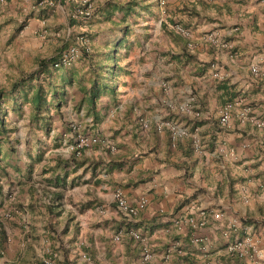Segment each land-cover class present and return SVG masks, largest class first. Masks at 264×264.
Here are the masks:
<instances>
[{"label":"crops","instance_id":"crops-1","mask_svg":"<svg viewBox=\"0 0 264 264\" xmlns=\"http://www.w3.org/2000/svg\"><path fill=\"white\" fill-rule=\"evenodd\" d=\"M38 1L0 2V32L9 36L4 43L11 58L49 59L83 30L91 50L70 66L74 82L65 90L66 102L51 110L50 132L31 133L11 120L8 128L17 129L0 141V264H41L47 248L59 264H84L83 253L93 264H264V191L258 188L264 133L235 119L222 127L218 116L239 98L264 117V0H141L137 25L106 34L99 23L108 4L100 0L88 21L73 19L69 7L38 9ZM105 8L103 15L129 7ZM175 25L188 29L190 40L176 34ZM208 35L217 43L206 41ZM110 58L120 75L91 103L94 70L112 64ZM191 98L198 117L183 112ZM72 123L79 129L70 133ZM161 123L188 134L158 130ZM195 129L200 152L191 136ZM79 134L106 145H93L73 161L65 148ZM117 190L130 207L145 199L136 216L117 206ZM201 210L208 212L202 227L186 222H197ZM232 219L246 221L245 231H231ZM130 231L145 238L149 262ZM246 232L261 259L225 252ZM195 236L206 244L192 243ZM176 247L183 257L171 251Z\"/></svg>","mask_w":264,"mask_h":264},{"label":"built area","instance_id":"built-area-1","mask_svg":"<svg viewBox=\"0 0 264 264\" xmlns=\"http://www.w3.org/2000/svg\"><path fill=\"white\" fill-rule=\"evenodd\" d=\"M0 2H3V0H0ZM66 7H69L71 9L70 15L73 19L77 20H83L88 21L93 18V14L95 11V2L94 0H40L36 4V8H46L52 12L62 11ZM173 30L184 37L187 40H190L191 38V32L188 29H185L183 27H180L178 25L173 26ZM71 29H68L66 32V36L68 37L71 33ZM206 41L216 44L217 38L213 35H208L204 38ZM77 44H87V39L84 35H80L76 37ZM190 46V44H188ZM81 57V52L78 47L76 46H68L63 52L60 53L58 61L53 65L54 68H58L59 66H70L75 61L79 60ZM212 68H215V65H212ZM251 71L254 75L259 74V70L257 67H252ZM214 77L217 79H222L223 77L217 73L214 74ZM193 98L189 100V103L186 107L183 108V112L185 114H192L194 117H198L199 113L194 112L192 109ZM219 124L222 127H229L231 121L233 119L237 120L241 124H251L253 127L264 133V117H258L256 114H254L252 107L242 101L241 99L237 98L232 100L231 102H228L224 104L219 112ZM146 127V125H144ZM164 127H168V129L171 131L173 135H180L185 136L188 133H186L183 130H177L176 127H173L172 125L168 123H161L157 126L158 130H162ZM75 128L73 127V130ZM193 140V145L196 152H200V141L197 138V129L193 130L191 133ZM100 140L95 136H89L86 134H79L76 136L74 142L72 145H70V151L76 152L75 154L78 156L81 154L82 151L85 149H88L92 147L93 145H99ZM111 151H114V147H110ZM258 188L262 191H264V181H260L258 184ZM114 201L116 202L117 206L123 210H125L129 215L136 216L138 212L144 207L145 205V199H140L138 205L136 207H130L125 198L122 195V192L117 190L113 194ZM244 202H247V199H244ZM217 218H220L222 216L221 211H215L212 213ZM208 212L201 210L198 213V221L196 222L195 219L189 218L186 220V222L192 226H199L202 227L207 219ZM245 227L242 224L241 221L238 219H232L230 221V230L233 232H238L240 230L245 231ZM129 236L139 242H142L144 244L142 248V260L143 262H149L152 258V253L149 249V247L146 245L145 238H143L138 232L136 231H130ZM224 236H228V233H224ZM115 241L120 240V235H116L114 238ZM192 243L194 244H206V239L203 237L195 236L192 238ZM176 249L173 252H176V255L178 257H183V251L181 248L176 247ZM225 252L229 256H234L239 259H261L263 257L262 251L257 247L256 243L252 240L249 232H246L244 236L237 237L236 239L232 240L231 242H228L225 246ZM4 254L3 248L0 244V256ZM81 261L84 264H93V261L91 257L83 253L80 256ZM42 264H59V262L56 260L54 255L50 254L46 256L42 260ZM207 264V263H206Z\"/></svg>","mask_w":264,"mask_h":264},{"label":"trees","instance_id":"trees-1","mask_svg":"<svg viewBox=\"0 0 264 264\" xmlns=\"http://www.w3.org/2000/svg\"><path fill=\"white\" fill-rule=\"evenodd\" d=\"M129 10L131 9L128 8L125 12L126 15L130 14ZM72 42L70 41V44L66 45L61 52L72 45L79 48L81 52L79 59L87 58L91 50L89 45L77 44L76 38ZM60 53L49 59L36 61L33 69L21 72L11 80L9 86H0V141L6 139V134L17 129V126L8 128L11 120L21 126L27 125L31 133L39 130L46 133L51 131V110H57L66 102L65 90L68 86H72L76 75L70 67L72 64L53 67ZM109 60H112V64L99 65L98 70H94L90 89L87 92L91 103L97 99L98 95L110 89L107 85L108 80H114L120 75V67L116 65L114 58ZM27 108L28 111H26ZM75 153H71L73 161L77 158ZM245 222L242 224L244 225Z\"/></svg>","mask_w":264,"mask_h":264},{"label":"rangeland","instance_id":"rangeland-1","mask_svg":"<svg viewBox=\"0 0 264 264\" xmlns=\"http://www.w3.org/2000/svg\"><path fill=\"white\" fill-rule=\"evenodd\" d=\"M100 3L102 5H104V3L108 4V5H106V8L116 4L118 6L123 5L124 7L126 6V7H129L131 9V10H129L130 14L126 15V17L124 19V14H125L124 11H113V12H109V14L104 13V15H103L101 13L105 7H102L101 8L102 10L100 11V19L101 20H100L99 24H100V26L103 27L102 28L104 31L103 34L109 33V31L112 32L113 30L121 31L119 29L120 28L123 29L125 26L124 24H126V23H129L130 25L135 26V25H137L136 21L140 20L137 13L142 12V10H140L141 8L139 5L142 3L141 0H100ZM140 15H143V14H140ZM123 19L126 20V22L125 21L123 22L122 21ZM111 21H112V23H110ZM117 21H121V22L118 23ZM115 22L117 25H119L118 27L113 24ZM72 34H73V32H71L67 38L68 39L71 38ZM81 34L86 35L88 37L87 40L90 38V34L86 30L85 31L84 30L78 31V33H76L74 38H76L77 36H80ZM65 37H66V31H65ZM8 38H9V36L7 34L3 33V31L0 32V86H3V87L9 86L11 80L14 79L15 77H17L19 75V72H22V71L27 72L28 70H31L35 67V62L32 61L31 59L19 61L18 59L15 60V59L11 58V55L14 53H10V51H9L10 48L8 47V45L6 43H4ZM14 51H15V47H13V52ZM24 64L27 65V66H25L26 68H23ZM26 111H28V108L26 109ZM10 117H11V114H10ZM7 119H9V118H7ZM66 125H68V124H66ZM64 126L65 125H63V127ZM68 126L70 127L69 128L70 133L72 131H77L79 129L78 123H72V124H69ZM22 127L25 130V128H27V125H22ZM73 127L75 128L74 130H73ZM66 131H67V128H66ZM99 140H100V144H99L100 147L106 145L105 140H102V139H99ZM73 142L69 143L67 148H65L66 151L69 153H72L70 151V145H72ZM9 144H10V142H9ZM80 156H81V154L78 155L77 157H80ZM175 250L176 249H172L171 251H175ZM50 254L54 255V251L50 248H47L41 257V264H42V260Z\"/></svg>","mask_w":264,"mask_h":264}]
</instances>
